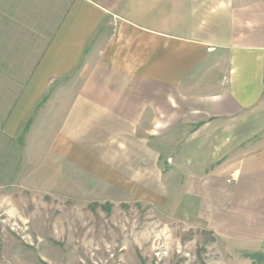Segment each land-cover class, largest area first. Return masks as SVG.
<instances>
[{
  "label": "rangeland",
  "instance_id": "374dc122",
  "mask_svg": "<svg viewBox=\"0 0 264 264\" xmlns=\"http://www.w3.org/2000/svg\"><path fill=\"white\" fill-rule=\"evenodd\" d=\"M260 1L235 0L229 12L242 19L244 6ZM18 4L0 0V264H258L250 256L264 252V224L247 231L241 216L211 214L216 166L175 167L186 135H156L151 152L146 136L91 137L83 126L67 134L78 77L48 90L28 128L19 119L4 128L57 12L50 1ZM200 4L187 1V35L224 42L223 9Z\"/></svg>",
  "mask_w": 264,
  "mask_h": 264
},
{
  "label": "crops",
  "instance_id": "0c3cea01",
  "mask_svg": "<svg viewBox=\"0 0 264 264\" xmlns=\"http://www.w3.org/2000/svg\"><path fill=\"white\" fill-rule=\"evenodd\" d=\"M45 1L57 12L40 31V54L4 128L13 119L27 128L48 90L78 77L68 135L83 126L91 137L146 136L153 152L156 135L184 134L175 167L216 166L208 176L211 214L241 216L247 231L263 225L264 0L244 6L242 19L229 12L235 0H200L223 9L234 31L218 44L187 35L188 0ZM220 55L228 56L224 72ZM186 124L193 130L183 132Z\"/></svg>",
  "mask_w": 264,
  "mask_h": 264
},
{
  "label": "trees",
  "instance_id": "16d2710c",
  "mask_svg": "<svg viewBox=\"0 0 264 264\" xmlns=\"http://www.w3.org/2000/svg\"><path fill=\"white\" fill-rule=\"evenodd\" d=\"M250 257L254 262L256 261L258 264H264V252L252 254Z\"/></svg>",
  "mask_w": 264,
  "mask_h": 264
}]
</instances>
